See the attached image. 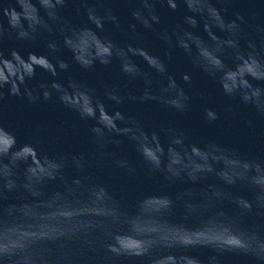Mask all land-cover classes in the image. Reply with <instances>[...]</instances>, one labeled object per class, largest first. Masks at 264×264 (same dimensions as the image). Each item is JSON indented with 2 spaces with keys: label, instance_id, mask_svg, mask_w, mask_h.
<instances>
[{
  "label": "clouds",
  "instance_id": "obj_1",
  "mask_svg": "<svg viewBox=\"0 0 264 264\" xmlns=\"http://www.w3.org/2000/svg\"><path fill=\"white\" fill-rule=\"evenodd\" d=\"M147 5L148 0H142ZM166 2L167 6L176 11L178 4L177 0H153V3ZM187 9L190 12L197 14H206L207 22L204 25L211 44L205 42L201 37L194 36L192 33L184 31L183 35L177 34V44L185 52H191L192 45L196 48L195 60L198 62L202 70L209 76H219L220 87L223 92L229 96L239 94L240 98L245 103H252L258 109L264 107V90L259 87H255L251 81L264 80V64L258 59L254 50L249 51L247 54L237 51L236 63L234 67H229L224 63V60L218 55L223 47H227L233 50H238V44L235 39L229 38L226 41L220 40L212 31V27L220 29L221 31H227L235 36L239 25L237 20H242V17H237V20L226 22L220 10L215 8L211 4V0H205L204 7H200L198 10L193 11L188 0H182ZM14 4L19 6L20 10H17L16 6L12 7H0V16L7 19L8 29L6 30L3 21L0 20V39H3L5 33L11 35V32L16 33V37L20 40H32L35 38L40 28H47V22L40 15V8H43L47 17L51 20H58L57 8L62 7L65 4V0H14ZM39 4V8L37 7ZM133 16L142 20L145 28L151 29L153 23L158 24L160 22L159 16L155 14L154 9L150 12V20L141 16L138 11L133 12ZM89 20L95 25L96 29L102 30L104 27V17L95 13V10L89 9ZM109 19L113 22L116 21L115 16H109ZM185 23L195 28L197 26V20L192 16L185 17ZM10 30V31H9ZM50 30V29H49ZM84 32H90L95 37V44L89 45L86 50H81L75 44L78 36ZM165 40L168 39L167 33L164 34ZM191 41V44L189 43ZM65 46L72 52L73 58L82 68L92 69L95 63L99 62L101 65L108 66L112 63L113 57L120 59V68L125 76L136 78L145 77V84L150 87L151 80L148 79V73H144L140 67L133 61L132 57L142 58L150 69L161 76L167 73V68L163 60L159 57L149 54V52L143 47L127 45L126 48L119 47L110 38L103 39L97 31L91 28H81L74 30L71 36H65ZM50 53L58 51V46L55 41H50L47 44ZM205 52L211 54L212 60L210 62L209 57L205 55ZM131 67L135 68V72L131 71ZM69 65L64 60H57L54 64L47 56L36 55L35 53H29L27 59L21 56V54L12 50L9 53V57H5L3 52L0 51V101L4 99L3 89H8V94L11 96H21V86H24L23 94L27 96L29 102H34L39 99L34 95V89L29 88L28 81L32 80L36 74V69L41 68L56 77L58 75L57 68L60 70H67ZM182 79L185 82H190V76L185 74ZM39 88L43 90L42 94L45 99H50L51 91L49 86L45 83H41ZM51 89L60 93V101L66 107L78 112L81 118L95 119L97 125L94 126L91 131L94 134H104L105 132H117L122 134L121 126L118 122H124L126 117L120 112L109 113L105 107V104L96 97L92 91L85 86L77 83L74 80H70L68 86L65 88L60 83L53 81ZM161 93L174 94L170 97L162 96L158 99V95L145 88L143 94L139 97L141 102L143 101H157L163 103L166 107L175 109L178 112L186 111L189 107L191 98L185 93L182 87H180L173 76H167V84L160 89ZM105 95L111 101L116 104L124 102V97L114 91H106ZM129 99L135 101L137 97L130 96ZM204 113L207 119H218L217 113L210 108H205ZM129 121H134V118L128 117ZM143 139L151 142V150L146 144L144 147H140L138 150L142 157L149 163L160 164V158L165 155V148L160 143L159 133L156 131L150 134L140 128ZM179 141L177 145H182L183 141L179 136L173 137L171 141ZM206 150L197 145H192L187 151ZM35 156V148L31 144H24L17 147V140L14 134H12L6 127L0 125V159L4 160L7 164L13 157L29 158ZM250 165L247 172L253 173L255 176L257 170L260 169V165H253L252 162L246 161ZM51 180H55L56 176L49 177ZM73 183H79L78 180H74ZM235 183V181L233 182ZM255 189H259L260 193H264V185L249 183ZM19 186L12 180L6 179L3 182V189L11 193L13 190L18 189ZM106 191V189H105ZM260 195H257V199H260ZM243 202V208L245 210L251 209V202L243 197L237 198V203L241 205ZM83 217L81 215L70 218L69 221H77V225L72 228H65L64 224L56 234L50 237H43L39 240H30L25 242H17L16 237L10 234L11 223H8L2 218L3 221V237L0 238V261L4 258H11L19 256L21 252L26 250L31 244L38 241H54L62 237L74 235L80 231L83 227L80 226L78 218ZM92 225L90 227H94ZM230 238L220 241H190L183 244L181 247H194V246H215L223 251L237 250L245 253L252 254L260 260H264V237H261L256 232H249L241 229L239 226L233 224L229 233ZM116 233H111V243L107 245L108 251L121 255L125 254L118 250V245L115 239ZM139 255V254H137ZM184 261L188 264H199V261L194 257H184Z\"/></svg>",
  "mask_w": 264,
  "mask_h": 264
}]
</instances>
